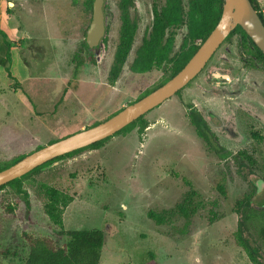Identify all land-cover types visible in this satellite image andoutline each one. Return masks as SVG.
I'll list each match as a JSON object with an SVG mask.
<instances>
[{"label":"rangeland","instance_id":"1","mask_svg":"<svg viewBox=\"0 0 264 264\" xmlns=\"http://www.w3.org/2000/svg\"><path fill=\"white\" fill-rule=\"evenodd\" d=\"M7 2L13 4L8 8L23 64L19 84L9 87L16 94L4 91L0 98V168L105 121L170 77V63L145 73L131 68L153 6L160 9L165 0H105V36L96 49L85 45L88 0ZM257 2L264 17V0ZM123 33L131 36V46L120 63ZM184 34V28L176 32L174 51ZM214 71L231 82L215 84ZM191 110L226 157L197 135ZM241 151L252 156L251 164L237 155ZM50 188L72 198L62 215L64 231L102 234L99 264H252L235 242L234 208L249 196L253 210H264V65L233 34L180 94L142 123L97 149L42 167L20 190H0V264H18L13 251L23 258V234L65 245L67 237L45 212ZM247 235L259 242L256 224L250 223ZM260 250L264 263V244Z\"/></svg>","mask_w":264,"mask_h":264},{"label":"trees","instance_id":"2","mask_svg":"<svg viewBox=\"0 0 264 264\" xmlns=\"http://www.w3.org/2000/svg\"><path fill=\"white\" fill-rule=\"evenodd\" d=\"M92 1L93 0H88L87 4L89 9H92ZM128 1L129 0H125V3L128 4ZM249 1L264 23V17L257 0ZM223 2L224 0H188L187 5H184L182 0H165L164 6L160 9H158L157 6H153L152 24L141 39V44L136 51V57L131 66L132 70L138 73L151 72L154 69H159L161 66L170 63V77L167 80L172 78L183 68L202 42L214 29L220 19ZM10 12L11 10L7 8V13ZM181 28L185 29V34L182 37L178 49L174 51L173 42L176 32ZM233 34H238L245 49L252 54V57L257 62L264 65V55L239 26L230 33L226 40ZM120 45L121 49L116 58L118 62L122 63L131 46V36L123 33ZM250 67L253 66L250 65ZM167 80L159 86L164 84ZM150 92L151 90L145 92L144 95L137 100ZM180 92L181 90L177 92L176 95L180 94ZM144 116L129 124L113 136L122 134L136 124L142 123ZM188 117L194 126L197 135L204 140L208 149L219 158L226 157L228 152L219 145L217 137L210 131L202 117L194 110L189 112ZM142 128H145V126H142ZM110 138L111 137L55 158L42 166L35 168L21 178L15 179L4 186H1L0 190L5 187H15L20 190L22 181L42 167L55 161L71 157L87 149H97ZM238 155H241L247 164L252 163L251 157L245 153ZM24 156H21L12 163L1 167L0 171L13 165ZM220 189L223 193L222 188ZM46 194L48 198L45 210L46 215L53 225L60 228L61 235H65L67 241L63 247L58 248L55 247L53 242L48 238H33L23 234L22 237L26 243V254L23 258H20L17 251H13L12 253V256H17L18 264H99L104 245L102 234L97 231H64L62 215L66 207L72 202V198L61 195L57 190L51 188L47 190ZM26 206L27 208L29 207L28 202L26 203ZM234 212L238 216L237 230L234 235L236 244L242 248L252 264H264L262 263L263 254L260 250V245L264 244V210L261 212L253 210L251 208L249 196H245L242 201L237 202ZM250 223L252 225H257L259 242L255 239H251L249 235H247ZM6 253H8L7 250ZM148 264L155 263L151 261Z\"/></svg>","mask_w":264,"mask_h":264},{"label":"water","instance_id":"3","mask_svg":"<svg viewBox=\"0 0 264 264\" xmlns=\"http://www.w3.org/2000/svg\"><path fill=\"white\" fill-rule=\"evenodd\" d=\"M104 1H92V18L85 37V45L89 49L97 47L105 35ZM12 5L11 2L8 3L9 7ZM237 26L246 33L264 55V23L251 2L249 0H224L222 13L216 26L177 74L139 100L122 108L107 120L45 145L1 170L0 187L21 178L55 158L112 137L175 96L202 72L210 58ZM221 75L214 71L212 78L218 79ZM222 77L224 83L230 82L229 76L223 75ZM56 162L58 161L53 163ZM256 188L259 190L261 187L256 183Z\"/></svg>","mask_w":264,"mask_h":264},{"label":"crops","instance_id":"4","mask_svg":"<svg viewBox=\"0 0 264 264\" xmlns=\"http://www.w3.org/2000/svg\"><path fill=\"white\" fill-rule=\"evenodd\" d=\"M8 3L7 0H0V98L4 97V91L15 93L9 87L13 83L19 84L20 81L15 80L23 64L21 50L16 44L18 39L16 24L12 21V13H7Z\"/></svg>","mask_w":264,"mask_h":264},{"label":"flooded vegetation","instance_id":"5","mask_svg":"<svg viewBox=\"0 0 264 264\" xmlns=\"http://www.w3.org/2000/svg\"><path fill=\"white\" fill-rule=\"evenodd\" d=\"M103 12H104V6H103ZM105 29H106V28H105ZM104 36H105V35H104ZM103 38H104V37H103ZM103 38L101 39V41L103 40ZM239 39H240V42H242L240 36H239ZM225 40H226V39H225ZM101 41H100V43H101ZM222 44H223V43H222ZM222 44H221V45H222ZM99 45H100V44H99ZM99 45H98V46H99ZM221 45H220V46H221ZM242 45H244L243 42H242ZM98 46H97V47H98ZM97 47H95V48H91V49H96ZM217 50H218V49H217ZM246 51L248 52V50H246ZM248 53H249V52H248ZM214 54H215V53H214ZM250 55H251V57H252V54H251V53H250ZM211 58H212V57H211ZM211 58H210V59H211ZM252 58H253V57H252ZM253 59H254V58H253ZM254 61H256V60L254 59ZM208 62H209V61H208ZM256 62H257V61H256ZM258 63H259V62H258ZM260 64H261V63H260ZM261 65H263V64H261ZM253 67H254V65H253ZM253 67H250V66H249V68H253ZM219 73H220V72H219ZM220 74H222V75L217 79V80H219V81H214V83H215V84H218V85H220V84H225V85H227L229 82H228V83H224V79H223V77H222L223 75H226V74H223V73H220ZM227 76H228V75H227ZM229 79H230V77H229ZM191 82H192V81H191ZM230 82H231V79H230ZM197 113H198V112H197ZM198 114H199V113H198ZM199 115H200V114H199ZM207 115H208L209 118H211V119L215 117V114H213L212 112H208ZM200 116H201V115H200ZM202 119H203V118H202ZM205 123H206V122H205ZM206 124H207V123H206ZM251 125H252V124H250V126H251ZM207 126H208V125H207ZM209 129H210V128H209ZM210 131H211V130H210ZM248 134H249V136H250L251 138L256 137V135H257L256 132H253V131H250ZM218 143H219V141H218ZM219 145H220V143H219ZM220 146H221V145H220ZM222 147H223V146H222ZM241 153H245L246 155L250 156L249 154H247V152H244V151L238 152L237 155H238V154H241ZM238 156H239V157H242L241 155H238ZM250 157H251V159H252V156H250ZM242 158H243V157H242ZM243 159H244V158H243ZM245 162H246V161H245ZM246 163H247V162H246Z\"/></svg>","mask_w":264,"mask_h":264}]
</instances>
